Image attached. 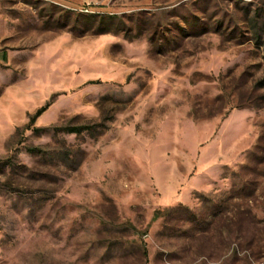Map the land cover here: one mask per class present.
I'll use <instances>...</instances> for the list:
<instances>
[{
    "label": "rangeland",
    "instance_id": "rangeland-1",
    "mask_svg": "<svg viewBox=\"0 0 264 264\" xmlns=\"http://www.w3.org/2000/svg\"><path fill=\"white\" fill-rule=\"evenodd\" d=\"M0 264H264V0H0Z\"/></svg>",
    "mask_w": 264,
    "mask_h": 264
},
{
    "label": "trees",
    "instance_id": "trees-1",
    "mask_svg": "<svg viewBox=\"0 0 264 264\" xmlns=\"http://www.w3.org/2000/svg\"><path fill=\"white\" fill-rule=\"evenodd\" d=\"M45 109H46L45 107L39 109L34 115L33 119L41 115V113ZM254 159H257V156L254 155ZM234 175L236 180L233 181V187H234L233 194H236L237 196L251 198L256 191V185H255L256 180L248 179L246 178V176L259 175L258 170H238L234 172Z\"/></svg>",
    "mask_w": 264,
    "mask_h": 264
},
{
    "label": "crops",
    "instance_id": "crops-1",
    "mask_svg": "<svg viewBox=\"0 0 264 264\" xmlns=\"http://www.w3.org/2000/svg\"><path fill=\"white\" fill-rule=\"evenodd\" d=\"M2 57H6L4 53L2 54Z\"/></svg>",
    "mask_w": 264,
    "mask_h": 264
}]
</instances>
